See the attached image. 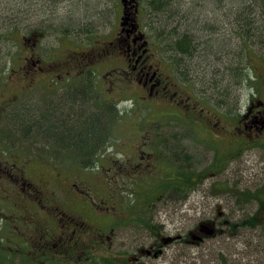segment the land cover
I'll return each mask as SVG.
<instances>
[{
    "label": "flooded vegetation",
    "instance_id": "obj_1",
    "mask_svg": "<svg viewBox=\"0 0 264 264\" xmlns=\"http://www.w3.org/2000/svg\"><path fill=\"white\" fill-rule=\"evenodd\" d=\"M85 48L44 67L30 52L22 89L10 95L3 121L0 113V250L22 254V264L61 260L74 251L91 257L102 249L95 247L99 238L107 237V257L119 253L128 264H145L144 258L159 257L168 238L156 234L146 248L134 237L112 251L109 237L165 232V219L174 231L191 230L171 237L174 242L201 245L208 238L202 228L214 227L217 235L219 227L245 225L264 211V98L250 95L245 108L235 97L234 109L220 101L217 111L201 106L167 64L184 81L186 66L173 55L163 62L140 23L119 26L112 40L87 41ZM106 58L119 65L100 75L107 88L96 97L93 68ZM122 102L129 103L121 110L130 132H138V120L129 113L145 104L176 110L168 115L173 130L109 134L103 143L88 140L90 155L79 156L86 127L101 116L111 129L109 116ZM252 175L257 186L239 189L244 179L254 182ZM96 186L105 194L98 203L90 194ZM111 198L115 205H106ZM206 212H214L211 219L181 223Z\"/></svg>",
    "mask_w": 264,
    "mask_h": 264
},
{
    "label": "rangeland",
    "instance_id": "obj_2",
    "mask_svg": "<svg viewBox=\"0 0 264 264\" xmlns=\"http://www.w3.org/2000/svg\"><path fill=\"white\" fill-rule=\"evenodd\" d=\"M138 2L137 20L147 38L155 45L163 62L167 63L168 56L174 53L169 54L166 50L171 47L169 45L172 37L182 38L186 35L193 40L194 53L191 56L183 55V58L177 56L186 66L188 79L182 80L177 69H171L170 64L167 65L180 85L193 98H197L201 106H208L217 111V102L220 101L226 110L234 109L235 97L245 108L250 95L254 94L253 99L264 98V59L260 54L261 49L255 48V51L249 46L245 47L235 36L233 17L227 13L226 4L229 3L227 0L222 5L217 4L215 0H175L168 12L170 18L162 11L155 12L150 7L148 10V0H138ZM122 11L121 0H0V35L7 34L5 29L9 24L8 16L14 17L20 28L18 42L0 41V101H6L0 109L2 121L7 114L10 95L17 94L22 89L21 68L25 65V56L31 52L34 60L39 59L43 67L51 66L65 59L71 50H86L87 41L92 46H96L98 40L104 42L112 40L119 27ZM161 31L163 36H159ZM118 65L115 60L106 58L93 68L96 76V97L99 91L107 88L103 85L100 75ZM242 74L245 75L244 79H241ZM260 79L263 83H259ZM79 91L85 94L88 89L81 87ZM121 108H123L122 104L116 107V114L112 118L114 122L109 136L111 138L173 130L168 115L174 114L176 110L170 105L145 104L136 114L131 115L132 112H130L128 117L138 120L136 126L138 132L128 130V125L124 121L128 118ZM219 110L223 109L219 108ZM198 127L195 128L198 129ZM2 133L3 140L7 135L4 129ZM66 167L71 168V166ZM252 176L254 182H247L244 179L243 184L238 188L254 189L257 186V180L254 175ZM97 188L98 186L90 194L94 195L98 203L105 194L100 189L96 190ZM106 197L108 199V194ZM122 198L130 199L128 196ZM109 200L106 205H115L116 199ZM116 208H118L117 205ZM212 215L214 212L201 213L183 219L181 223L191 227L199 223L197 222L199 220L211 219ZM238 217L239 215L236 216V220ZM160 223H164L165 232L158 234L164 238L187 234V231H191H174L171 223L165 219ZM177 225L180 227L179 221ZM219 229L217 235L206 238L201 245L178 244L170 241L158 258L151 257L150 260L144 258L147 262L145 264H221L220 253L226 257L229 264H264V226L250 229L236 225L234 230L227 226L219 227ZM152 234L109 237L111 245L114 246L112 251L118 244L127 245V242H131L134 237H139L141 244L147 248L155 239V235ZM108 242L107 237L99 238L95 247L102 249L94 252L91 257L87 254L79 257V253L74 252L56 261L60 264L101 262L102 257L107 258L104 250ZM1 250L0 260L4 264H22L20 261L22 254L17 256L12 253L9 256ZM48 258L32 261L31 264H53L48 261ZM10 260L11 263H8Z\"/></svg>",
    "mask_w": 264,
    "mask_h": 264
},
{
    "label": "trees",
    "instance_id": "obj_3",
    "mask_svg": "<svg viewBox=\"0 0 264 264\" xmlns=\"http://www.w3.org/2000/svg\"><path fill=\"white\" fill-rule=\"evenodd\" d=\"M148 10L149 7L151 9H154L155 12L162 11L164 15H167L168 18L170 16L168 15L169 10L171 9L170 5L175 0H148ZM206 1V0H204ZM225 0H215V2L219 5H222ZM229 3L227 5V13L230 14L233 17L234 20V30H235V36L240 39V42L245 47H251L252 50H255V48L258 49V47L261 49L260 54L264 59V0H227ZM229 6V8H228ZM9 24L8 27L5 29L6 35L1 34L0 35V41H11L14 40L17 41V37L20 34V28L17 26V20H15L14 17L8 16ZM159 36H163V31L159 33ZM171 51H173V57L175 61H177L179 64L183 65L180 58L177 56L182 57L183 55H192L194 53L195 44L192 39H190L188 36L184 35L182 38L172 37L171 39ZM256 51V50H255ZM183 58V57H182ZM184 66V65H183ZM240 75V74H239ZM238 75V76H239ZM244 76L242 74L241 79H244ZM187 79L188 76H185L184 79ZM114 109V108H113ZM26 111H21V115L25 113ZM116 114V110L114 109L113 112L110 114V118H113ZM172 114V113H170ZM97 122H93L92 127H86V133L84 132L82 140L84 143H82V147L80 149H77L79 152V156H89L88 150L91 149L89 141L93 140H101L103 143L105 139H107L108 135L110 134V130L105 127L106 121L99 116L97 118ZM19 125L25 124L26 121H23L21 118H18ZM95 127V128H94ZM112 128V127H111ZM89 140V141H88ZM261 192L260 190L257 191L256 195H259ZM253 197L252 194L249 195V197L245 198H251ZM255 218L248 217L245 219V225L241 224L238 225L240 227H247V228H256V226H264V211L258 212L255 215ZM229 229L234 230L236 225L234 226H227ZM154 235L158 233H153ZM152 234V235H153ZM264 235V234H263ZM182 244H186L182 242ZM6 252L5 250H1ZM75 252V251H74ZM73 252V253H74ZM91 253V251H89ZM3 253V252H2ZM8 253V252H6ZM76 253V252H75ZM72 254V253H71ZM92 254V253H91ZM70 255V254H69ZM68 255H64L66 257ZM120 254L117 253L116 255H110L107 258L102 257L101 262L96 261L93 264H128L127 263V257L120 258ZM63 259V258H62ZM219 259L221 261V264H229L227 263L226 257H224L223 254H219ZM53 264H60L56 260H50ZM8 263H11V260L8 261ZM0 264H4L0 260ZM13 264V263H12Z\"/></svg>",
    "mask_w": 264,
    "mask_h": 264
},
{
    "label": "water",
    "instance_id": "obj_4",
    "mask_svg": "<svg viewBox=\"0 0 264 264\" xmlns=\"http://www.w3.org/2000/svg\"><path fill=\"white\" fill-rule=\"evenodd\" d=\"M121 2L123 5V10H124L122 17L120 18L121 26H125V25H127V23L129 24V22H131L129 25L135 28L136 20L130 17L131 13L129 11L133 7L135 10V13L138 12L136 0H121ZM134 2L136 5L131 7L130 4L134 3ZM127 5H129L130 7L128 8ZM202 230H203V232H205L206 235H213L212 230L209 228H202ZM170 240L171 239H169L168 242H170Z\"/></svg>",
    "mask_w": 264,
    "mask_h": 264
}]
</instances>
